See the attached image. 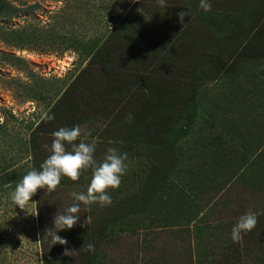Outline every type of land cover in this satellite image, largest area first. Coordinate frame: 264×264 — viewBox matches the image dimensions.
Instances as JSON below:
<instances>
[{
	"label": "rangeland",
	"instance_id": "obj_1",
	"mask_svg": "<svg viewBox=\"0 0 264 264\" xmlns=\"http://www.w3.org/2000/svg\"><path fill=\"white\" fill-rule=\"evenodd\" d=\"M6 1L13 4L19 12L10 22L0 18V124H3L0 133V264H255V254L260 251L255 243L256 235L260 233L258 227L242 234L243 238L239 241L241 243H233V251L222 247V242L231 236V229L248 211L255 212L257 224L261 223L264 217V193L256 187V180L250 185L252 181L240 177L252 158L246 161V150L243 151L241 145L225 139L229 136L224 134L222 123L227 117H221L228 115L225 110L233 109V105L230 106L228 96L220 90H217L215 95L208 93L204 111L199 113L200 120L196 132L201 123L204 125L203 131L180 143V150L174 151L175 157L171 159L172 162L178 160L176 166L180 169L182 177L176 182L187 191L184 195L185 217L179 223L155 228L149 226V220L143 219L141 226L136 227V230L119 232L123 222H119L116 208L118 206L121 210L124 207L128 209L126 202L140 190L137 183L135 192V187L131 186L132 181L136 177L143 181L148 179L145 176H149L152 165L158 167V163L170 155L165 145L147 143H108L94 139L97 144L94 153L96 161L102 162L107 149L115 147L120 153L127 154V172L122 177L120 187L109 191L112 199L110 205L100 207L98 204H92L90 210H86L83 204L80 205V221L73 229L58 233L68 241L65 246H52V238L47 230L53 227V217L57 212L63 214L73 203L71 193L86 191L92 175L91 170L83 171L80 179L75 182L63 177L62 185L51 194L44 191L39 198L36 194L31 201L35 204L30 203L27 211L15 208L10 193L15 190L13 184L19 181H7L2 184V178H14L17 173L31 170L39 160L45 161L50 155L49 149L53 139L52 135L44 136L35 155L31 149L29 152L24 151V144L31 145L33 138L30 126L38 124L39 118L44 116L52 105L48 104L49 100L39 102L31 99L24 85L36 87L46 83V86L55 85L63 90L70 88L75 76L88 61L81 52L66 48L69 42L67 36L86 42L103 40L115 27L111 17L128 12L130 7L132 9L140 0ZM143 1L152 7L150 13L154 18L157 8L161 6L157 0ZM181 1L165 0V6L176 8ZM13 29L25 33L30 38L36 36L34 46L17 47L5 42L8 31ZM127 53L125 58L133 62L134 58L129 57ZM197 57L198 55H195L193 58ZM132 67L134 64L130 66ZM259 75L260 79L264 77L263 74ZM130 78L126 76L125 80ZM141 80H145V76H142ZM184 86L191 90V86ZM213 86L217 87L218 84L213 82L202 88L209 90ZM178 92L181 93L179 90ZM217 93L219 103L223 105L220 110L215 111L212 106L214 102H218ZM53 98L52 103L57 99ZM209 105L211 110H208ZM135 113L136 109L127 113L123 111L124 121L132 122ZM256 114L260 120L257 122L258 128H264V111L260 109ZM145 118L148 120L149 116L146 115ZM116 121L113 118L108 122L103 118L95 123L89 122L83 128L94 127L100 134L106 130L116 133L115 123L110 129L107 125ZM92 141L86 138V142ZM79 142L78 140L76 143ZM66 147L71 150V146ZM164 163L167 165V160ZM159 164L165 166L163 163ZM183 169L189 170L188 175ZM141 173L145 176H141ZM206 173L210 178L216 176L217 180L203 179ZM193 175H198L201 180L196 183L193 180H184L190 177L192 179ZM259 181L262 182L263 179L260 178ZM116 191L121 194L114 195ZM86 216L91 217L88 226L94 220L107 221L110 224L109 232L113 231L112 229L117 232L96 236L87 242L84 240L86 232L81 228ZM199 229H203L204 234L198 235ZM218 231H222V234ZM206 234L210 236H205ZM74 236L78 238L77 242ZM259 237L260 234L257 238ZM90 244L93 245L94 251L88 250ZM66 249L70 252L65 255Z\"/></svg>",
	"mask_w": 264,
	"mask_h": 264
},
{
	"label": "trees",
	"instance_id": "obj_2",
	"mask_svg": "<svg viewBox=\"0 0 264 264\" xmlns=\"http://www.w3.org/2000/svg\"><path fill=\"white\" fill-rule=\"evenodd\" d=\"M209 2L212 6L209 12L199 7L200 0H182L176 8L168 5L157 8L153 18L150 13L152 7L140 0L128 12L111 17L115 27L104 41L86 42L72 35L73 38L67 36L69 42L66 48L81 52L88 61L75 76L70 88L63 90L55 85L46 86V83L36 87L24 85L31 99L39 102L49 100L48 104H52L50 110L39 118L38 124L30 126L33 138L31 145L24 144V151L31 149L35 155L44 136H51L61 127L80 125L83 128L87 123L103 118L108 122L113 118L117 120L107 124L110 129L115 123L117 132L106 130L100 134L91 127L87 130L92 135L87 138L108 143L165 145L170 151V155L159 162L165 166L159 163L158 167L152 165L149 176L140 174L148 179L143 181L136 177L132 181L135 192L137 183L140 190L126 202L128 209L124 207L121 210L117 206L116 215L120 218L119 222H123V227L118 230L121 233L136 230L143 219L149 220V226L159 228L179 223L185 217L184 195L187 191L176 182L182 175L176 166L178 160L172 162L171 159L175 157L174 151L180 150V143L203 131L202 123L197 132L196 129L208 93L215 95L217 90L223 91L231 101L230 106L233 105V109L225 110L228 115L221 117H227L222 123L224 134L229 136L225 139L246 150V161L252 158L240 177L252 181L250 185L264 178V128H258L259 117L256 114L260 109L264 111V77L260 79L259 75H264V0ZM168 4L173 5L171 2ZM180 11L187 12L185 26L179 23L177 13ZM18 12L13 4L0 0L1 19L10 22ZM8 32L5 39L8 44L25 48L34 46L36 36L30 38L15 29ZM126 53L134 58L133 62L125 58ZM195 55L198 57L193 58ZM132 64L134 67L130 68ZM126 76L131 77L130 80H125ZM142 76L145 80L140 81ZM213 82L218 86L209 90L202 88ZM184 84L191 86V90L186 89ZM52 97L57 98H53V103ZM216 97L218 102L212 106L215 111L223 105L219 103L218 93ZM134 109V120L126 123L122 112ZM240 109L242 112H239ZM208 110H211L210 105ZM2 129L3 124H0V133ZM43 162L39 160L31 170H40ZM29 171L17 173L14 178L4 176L1 183L20 181ZM183 172L188 175L189 170L183 169ZM204 175L203 179L208 181L216 178H210L207 173ZM197 176L184 180L196 183L201 180ZM13 185L16 187V184ZM43 192L38 190L37 198ZM120 194L116 191L114 195ZM256 227L260 237L256 235L255 243L260 251L255 254L254 262L264 264V217ZM81 228L86 232L84 240L87 242L96 236L117 232L115 229L109 232L107 221L94 220L89 226L81 225ZM203 232L199 229L197 234ZM218 233L222 234V231ZM75 239L77 242L78 238ZM222 245L230 251L234 249L230 237Z\"/></svg>",
	"mask_w": 264,
	"mask_h": 264
},
{
	"label": "clouds",
	"instance_id": "obj_3",
	"mask_svg": "<svg viewBox=\"0 0 264 264\" xmlns=\"http://www.w3.org/2000/svg\"><path fill=\"white\" fill-rule=\"evenodd\" d=\"M159 6H165V0H157ZM199 7L205 12L211 11L209 0H200ZM179 23L184 25L187 12L177 13ZM92 135L90 130L82 128L80 125L74 127H61L52 133V143L50 155L41 164L40 170H30L16 184L15 190L10 193L12 203L22 211H27V206L32 203V198L38 190H43L48 194L53 193L61 183V179L66 177L75 182L80 179L83 171L91 170L90 183L85 192H72L73 203L67 207L63 214L57 212L53 217V227L48 229V234L52 238V246L59 244L65 246L68 241L58 235L64 230H71L80 221V205L83 204L86 210H90L92 204L106 207L112 203L109 191L117 190L122 182V177L127 172V154L120 153L115 147H109L102 162L98 163L94 158L96 141L86 142V138ZM84 139H81V138ZM79 143H76L77 141ZM71 146V150L68 147ZM47 147V146H46ZM91 222V217L86 216L84 224ZM257 214L248 211L242 215L235 226L231 229V240L238 243L242 234L251 232L257 225ZM89 251H94L93 245H88ZM65 250V255L69 253Z\"/></svg>",
	"mask_w": 264,
	"mask_h": 264
},
{
	"label": "crops",
	"instance_id": "obj_4",
	"mask_svg": "<svg viewBox=\"0 0 264 264\" xmlns=\"http://www.w3.org/2000/svg\"><path fill=\"white\" fill-rule=\"evenodd\" d=\"M225 123V122H223ZM236 123V122H235ZM263 181L260 182L259 180H256V187L262 192L264 193V178H262Z\"/></svg>",
	"mask_w": 264,
	"mask_h": 264
}]
</instances>
